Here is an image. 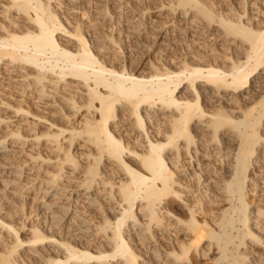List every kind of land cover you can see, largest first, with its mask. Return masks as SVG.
<instances>
[{"label": "bare ground", "instance_id": "bare-ground-1", "mask_svg": "<svg viewBox=\"0 0 264 264\" xmlns=\"http://www.w3.org/2000/svg\"><path fill=\"white\" fill-rule=\"evenodd\" d=\"M239 1L242 10L231 3L228 10L219 8L226 12L218 14L213 9L216 2L207 0H176L173 8L191 7L209 24L218 23L224 38L237 42L244 61L238 62L227 53L231 64L226 68L218 62L163 72L153 67V73L144 74L136 73V64L134 70L123 59L114 62L109 48L114 41L111 34L96 29L84 32L86 27L77 19L72 26L67 24V19L61 18L64 10L58 12L50 0H0V77L1 72L11 73L5 77L9 79L7 86L15 85L21 77L26 80L23 92L32 90L34 101L42 100L39 107L77 121V126L70 127L48 121L49 128L56 126L57 130L34 135L38 139L47 136V145L56 147L50 148L57 153L62 151V156H58L57 171L47 181L53 188L43 190V196H50L42 201L44 210L38 212L34 224L20 226L25 227L28 238L20 237L18 227L0 214V231L12 237L0 249V264H203L201 258L208 252L214 253L207 255L209 264H247L252 253V248L247 249L248 240L264 247L263 232L251 226L255 217L246 201L248 181L253 179L248 169L258 161L257 146L264 147L260 132L264 74L261 95L243 112L242 94L237 95L250 91L252 78L264 64V0ZM5 17L8 19L3 20ZM60 34L71 42H64ZM183 85L186 94L180 89ZM230 93L239 104V115L233 105L222 101L209 106L212 109L206 107L207 94L227 98ZM15 101L10 103L0 95V104L12 107L15 114L44 118L40 114L43 110L30 108L27 97ZM18 128L0 138L3 150H12L7 147L12 142H25L26 135ZM66 130L69 135L63 136ZM78 137L85 147L83 161L76 159L71 149ZM198 141L207 149L203 156L215 150L218 154L223 151L218 156L228 154L224 151L229 147V158L223 168L207 166L212 184L201 171H193L200 187L198 194L189 198L186 195L194 185L183 179V172L195 157ZM21 152L14 149L12 153ZM27 157L35 162L45 159L40 152ZM63 165L75 172L82 166V178L69 176L66 180L71 184L63 185L58 181L64 179ZM22 167L18 165L13 171L17 179L25 171ZM109 168L111 173L116 168L121 176H106ZM19 182L32 185L26 178ZM100 187H106L104 196L112 201L111 207L106 204L104 208L97 194ZM9 192L17 193L12 188ZM59 211L62 218L50 223ZM94 212L98 213L96 218L92 217ZM55 226L64 237L56 235ZM73 227H82L85 236L107 246L106 251L91 243L81 245L71 233ZM251 264H264L263 254Z\"/></svg>", "mask_w": 264, "mask_h": 264}, {"label": "rangeland", "instance_id": "rangeland-1", "mask_svg": "<svg viewBox=\"0 0 264 264\" xmlns=\"http://www.w3.org/2000/svg\"><path fill=\"white\" fill-rule=\"evenodd\" d=\"M50 1H51V7L53 8L55 7L54 9H56L58 12L61 10H64L62 11L63 14H61L62 15L61 18H63L64 21L67 19L66 20L67 24L72 23V24H69L72 26L73 22H76L78 20V22L82 21L81 24L86 27L84 29V32H86L87 30H90V32H93L96 29V30H99V32L101 31L102 33L111 34L114 41H116V42L111 41L113 43H111L112 45H110L109 47L111 48L110 52L113 57L112 59L114 60V62L116 61L115 63L122 62V59H123V61L127 62V65H128L127 67H131V66L133 67L135 66V64L138 65L136 69H139V70H137L136 73L141 72L144 74H151L154 72V69H155L153 67H156L158 69L157 71L163 72L165 69H169V70H177L179 68L183 69L182 67H184L185 65H188L189 67L198 66V65L206 66L207 64H214L218 62L221 65H224V67L226 68V67H229L231 64L230 63L231 59L230 60L228 59L227 53H230L232 59L237 58L236 60L238 62L244 61L243 54L240 51L241 48L239 47V45L237 46V42L232 41L229 37L224 38L225 36L221 34L222 32L221 29L218 28V23L211 22L209 24L205 19L200 17L197 13L193 12L195 10L191 7H186L187 10L186 8L184 9L182 6L173 8V5H175L176 0H50ZM212 1L216 2L214 4L213 9L215 10L214 12L217 14L218 12L221 13V11L226 12V10H228L227 9L228 6L231 3H232L231 5L235 7V9L242 10V7H241L242 3L240 4L239 0H232V1L231 0H207L208 3L210 2L212 3ZM218 2L220 5L218 4ZM146 7H149V10L144 11L143 9ZM224 7L226 10H222ZM219 8H222V9H219ZM7 19L8 17H5L3 20H7ZM113 21L114 23H112ZM19 22L21 23V21ZM59 37L62 38L64 42L66 41L71 42V39H68L61 34ZM229 43L235 46L232 47V45L230 46ZM227 46L232 47L230 51L227 50L228 48ZM222 47H225L226 50L225 48H222ZM211 50H214V51H211ZM260 68L261 69H258L256 75L252 78V88H250L251 92L248 90L245 93H243V91L237 93V95L242 94V97H243L242 101L240 102L242 103L241 104L242 112L244 109L250 107L251 103L254 100L257 101L258 96L261 95L260 87L263 85L262 75L264 74V64ZM133 69L135 70L134 67ZM1 74L2 76L0 77V93H1L0 95L1 97H4V100L6 99V101H9L10 103H14L15 100L17 101L21 100L23 96L27 97L29 104L31 106L30 108L31 109L33 108L32 110L38 109L40 110V112L43 110L40 114L41 116L45 115L44 118L37 119L36 116H33L31 114H28V115L26 114L24 115V113L15 114L13 112L12 107H6L5 105L0 104V138L3 135L8 134L11 128H17V127H19L18 129L23 135H26V140L24 143H20L16 141V142H12V144H7L8 149H12V150H3V148L0 145V162H3V164H0V166L4 165L3 167H5V168L0 167V170H1L0 171V210H1L0 214L1 216L3 215V217L6 220L11 221L15 225V227H18L20 237H22L23 239L24 238L26 239L28 238L27 237L28 235L25 234L27 232L25 227H27L29 223L34 224L37 221L36 217H37L38 212L44 210L42 201L44 199H47V200L50 199V196L42 195L44 192L43 190L48 189L49 187L50 189L53 188L50 185V183L47 181L50 180L51 178L50 175L54 174L57 171V166L59 165L58 156L59 157L62 156L61 155L62 151L60 153H57L56 151L53 150L56 147H51V145L49 144L47 145V141H46L47 136L43 135L39 137L38 139V138H35L34 135L35 134L38 135L40 133L42 134V132L50 131L51 129L54 131L57 130L56 126H53V127L51 126L49 128L48 121H56V123L60 125L65 124L64 126L66 127L73 126V124L74 126H77L76 125L77 121H76V118L70 119L69 115H68V118H65L66 116L62 115V113L60 114L59 111L58 113L57 112L50 113V111L48 110L46 111L45 108L39 107V105H42L40 103L42 100L38 99L34 101L35 99H33V97L34 95H36L33 93L34 91L29 90V91L23 92V89H21V87L23 88V84L26 83V80L22 79L21 77L20 78L18 77L17 78L18 81L16 80L15 85L12 83L9 86H7L6 82H8L9 79L7 80V78L5 77H9L11 73L9 74L8 71H4V73L1 72ZM15 86L20 87L18 89H21V91L20 90L16 91L17 88H14ZM183 88H184V85L183 87H180L181 90H183ZM181 90L178 92V94L181 92ZM14 91H15V94H14ZM183 91H184V94H186L185 90ZM209 95L210 94H207L206 100H205V103H206L205 105L207 108L212 109L209 106L213 107L217 105L218 102L222 101L227 104L229 103V105L234 106V113H236V116L241 113V110L237 108V105L239 106V104L235 102L234 98H232L231 93L226 96L227 98L225 97L222 98L219 96L216 97L214 95L209 96ZM236 101H238V99ZM37 103L38 105H36ZM45 118L47 120H45ZM262 122L263 123L261 124L260 132L261 134L264 135V117L262 119ZM223 130L224 128L221 131ZM66 133H68L69 135L68 130H66L62 135L66 136L67 135ZM8 136H7V140L11 141V139H9L10 137ZM81 139L82 138H79V137L76 138L74 141L73 147H71V149L73 150L75 154L74 155L75 158L77 157L76 159L82 160L83 158L81 157H83L82 154L85 151V147L80 145L82 144V142H80ZM63 143L64 144H62V146L65 147L67 143L66 142H63ZM197 144H198L196 146L197 149L196 151L193 152V156H195L196 158L193 157L191 162L188 161L186 163V165H188L189 167L188 166L186 167L185 165V170L186 169L188 170H186V172L185 171L183 172L184 173L183 179L185 181L193 183V185L195 186V187L193 186L192 188H190L191 189L190 190L191 192L189 191L190 194L189 192L187 193L186 197H189V198H192V196H195L196 194H198L197 191L199 190V187H200L198 185V182L196 181V175L194 174V172H197V171L195 170L201 171L202 173L201 172L200 173L203 174L201 176L204 177V179H206L209 183L212 184L213 176H209L208 171H207V166L208 168L210 167H214V168L217 167V169L223 168L225 167L226 165L225 163L228 162L227 159L229 158V152H228L229 147L226 148V150L224 151V154L225 152L228 154H225V155L221 154V156H218L220 155V152L222 153L223 151L221 150L218 154L217 153L218 151L216 152L215 150V151H212L209 156L205 157L203 156V152L204 151L207 152V149L204 148L203 142L198 141ZM50 147L53 149H51ZM14 149L21 150L22 152L14 154L12 153ZM37 152H40V154L44 156L45 159L44 160L38 159L35 162L27 157V154H30V153L36 154ZM263 153H264L263 145H258L256 149V158H258V161L255 163L256 165L253 164L248 169V173H250V176L253 175V179L248 181L249 182L248 186L250 188L247 186L248 187L247 189L249 190L246 194L247 195L246 201H249V208L250 210L253 211L252 215H254L252 217H255V218H251V226L254 227L253 229L259 230L260 233L263 232L261 234H263L262 240L264 242V213H261L262 209L264 210V154ZM46 156L49 157L50 159L46 160L47 159ZM260 159L261 161H259ZM18 165L23 166L22 170H25V171H22L24 176H22L23 174H21L20 177H18L17 179L13 171L17 168ZM38 165H40V167H38ZM63 166L65 167H63L61 171H62V175H64V179L63 177L61 179H58L59 182H64L62 183L63 185L68 184V183L71 184V181L66 180V179H70L69 176L71 178L72 176H75V177L78 176V179L76 178V180H79L82 178V176L79 175V173L81 174L82 166H78L79 168H77L76 172L72 171L73 169H71L67 165H63ZM107 170H106L107 172H105L106 176L114 178V176H116L117 174L119 175V171L116 168H114L115 172L112 171L113 174L111 173L110 168ZM27 172H28V175H27ZM204 174H206V176ZM29 177L35 178L36 180L29 179ZM25 178L26 180L28 179L32 181L31 182L32 185L27 187L26 185L25 186L23 185L24 183L19 182L21 181V179L23 180ZM10 179H14L15 181H8ZM4 180L8 181V184H6V186L3 185ZM115 180H117V178ZM39 184H40V187L38 186ZM4 186L6 188H4ZM16 186H20L21 189H19V187L17 188ZM2 188L5 190H2ZM11 188L14 189V191H16L17 193L12 194L11 192H9ZM105 188L106 187H100V189L97 190L98 191L97 194L100 196V198H102L101 202L104 203V208L106 206L110 205L111 207V205H113L112 201L105 198L106 195L104 196L105 191H106ZM82 191L83 190H80V192ZM92 192L93 190H91L89 194H91ZM39 199H42V200H39ZM60 213L62 212L59 211L58 215L55 216V218L51 217L50 221L52 220V222L50 221L48 222L52 224H54V222H58L63 216ZM95 214L97 215L98 213L94 212L92 217L96 218ZM45 215H48L47 212ZM209 216H206V217L210 218ZM22 224L24 225L26 224V225L24 228L21 229L20 226ZM53 229L57 231L55 233H57L56 235L58 237H64V234L57 229V226H55ZM81 229L82 227L81 228H78V227L71 228V233L74 234V236L77 239H79V240L76 239V241H79L81 245H85V243L89 245L91 243L90 246L94 248L100 247V249H105L106 251L107 246L100 244L97 241H93L90 237H86L84 232ZM11 239L12 237L8 235L7 232L0 231V249H2L3 245L5 243H8L9 240ZM161 240H163V238ZM201 245L204 246L205 243H203L202 241ZM249 248L250 249L252 248V249L250 250ZM247 249L250 250V252H252L248 254L249 257L247 260V264L250 261L254 262L255 260H257V257H259L260 254L261 255L263 254V258H264V247L260 248L258 245L256 246L255 243L253 244L252 241L248 240ZM143 254H144V251H143ZM212 254L214 253L208 252L207 255L209 256ZM144 255L145 256L149 255V252L146 251ZM207 255L201 258V261H203V264H209V261L207 260V257H208ZM252 255H255V256H252ZM151 259L152 257L150 258V261ZM153 260L154 259H152L151 261L152 263H153ZM35 264H37V262Z\"/></svg>", "mask_w": 264, "mask_h": 264}]
</instances>
